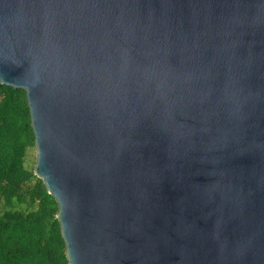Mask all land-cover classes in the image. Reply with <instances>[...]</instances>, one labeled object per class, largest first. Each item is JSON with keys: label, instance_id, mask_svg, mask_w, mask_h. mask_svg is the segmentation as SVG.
I'll return each mask as SVG.
<instances>
[{"label": "water", "instance_id": "95a60500", "mask_svg": "<svg viewBox=\"0 0 264 264\" xmlns=\"http://www.w3.org/2000/svg\"><path fill=\"white\" fill-rule=\"evenodd\" d=\"M0 83L69 264H264V0H0Z\"/></svg>", "mask_w": 264, "mask_h": 264}, {"label": "trees", "instance_id": "16d2710c", "mask_svg": "<svg viewBox=\"0 0 264 264\" xmlns=\"http://www.w3.org/2000/svg\"><path fill=\"white\" fill-rule=\"evenodd\" d=\"M35 140L26 91L0 83V264H69L58 202L34 173Z\"/></svg>", "mask_w": 264, "mask_h": 264}, {"label": "rangeland", "instance_id": "374dc122", "mask_svg": "<svg viewBox=\"0 0 264 264\" xmlns=\"http://www.w3.org/2000/svg\"><path fill=\"white\" fill-rule=\"evenodd\" d=\"M2 208H3V200L0 199V209H2Z\"/></svg>", "mask_w": 264, "mask_h": 264}]
</instances>
